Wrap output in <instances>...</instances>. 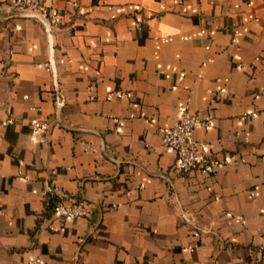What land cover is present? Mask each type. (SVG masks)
Listing matches in <instances>:
<instances>
[{
  "label": "crops",
  "instance_id": "crops-1",
  "mask_svg": "<svg viewBox=\"0 0 264 264\" xmlns=\"http://www.w3.org/2000/svg\"><path fill=\"white\" fill-rule=\"evenodd\" d=\"M53 5L0 0V264H264V0ZM187 103L213 173L165 147Z\"/></svg>",
  "mask_w": 264,
  "mask_h": 264
},
{
  "label": "built area",
  "instance_id": "built-area-1",
  "mask_svg": "<svg viewBox=\"0 0 264 264\" xmlns=\"http://www.w3.org/2000/svg\"><path fill=\"white\" fill-rule=\"evenodd\" d=\"M54 0H13V7L19 10H25L31 16L38 19L44 26L47 33H53V29L61 21V14L53 5ZM57 91V90H56ZM58 92V91H57ZM219 95L229 97L225 92H219ZM58 105L63 107L64 96L59 90L57 93ZM211 119H204L192 112L189 103L185 104L181 120L172 127L163 128L162 135L165 147L174 150L177 153V169L180 172L189 173L195 169L201 170L204 174L213 173L217 162L207 158L202 151V143L196 140L192 132L196 127L209 128ZM48 127L47 121L35 120L31 124L30 134L32 140L37 142L40 133ZM55 215L77 219L88 217L92 209L80 200H60L52 208ZM41 259L35 258L28 264H40Z\"/></svg>",
  "mask_w": 264,
  "mask_h": 264
},
{
  "label": "water",
  "instance_id": "water-1",
  "mask_svg": "<svg viewBox=\"0 0 264 264\" xmlns=\"http://www.w3.org/2000/svg\"><path fill=\"white\" fill-rule=\"evenodd\" d=\"M48 35H49L50 38L52 37V33H51L50 31H49ZM54 74H55V69H54ZM55 76H56V75H55ZM56 90L59 92V87H58L57 84H56ZM61 108H62L61 105H58V106H57V110H60Z\"/></svg>",
  "mask_w": 264,
  "mask_h": 264
}]
</instances>
